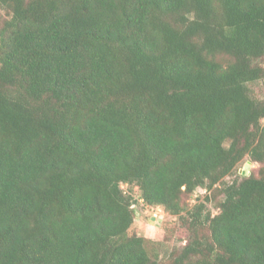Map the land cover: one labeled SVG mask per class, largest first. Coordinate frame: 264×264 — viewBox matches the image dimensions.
I'll return each instance as SVG.
<instances>
[{
  "label": "trees",
  "instance_id": "16d2710c",
  "mask_svg": "<svg viewBox=\"0 0 264 264\" xmlns=\"http://www.w3.org/2000/svg\"><path fill=\"white\" fill-rule=\"evenodd\" d=\"M0 10V264H264V0ZM138 200L188 218L165 260Z\"/></svg>",
  "mask_w": 264,
  "mask_h": 264
},
{
  "label": "rangeland",
  "instance_id": "374dc122",
  "mask_svg": "<svg viewBox=\"0 0 264 264\" xmlns=\"http://www.w3.org/2000/svg\"><path fill=\"white\" fill-rule=\"evenodd\" d=\"M2 15L3 12L0 10V19ZM248 86L252 95L258 98L264 96V81H256ZM246 164L248 165L244 172L246 175H249L251 172H257L259 164L246 158L237 168L235 175L244 174L240 170L244 169ZM233 178V175L229 176L226 178V181H231ZM122 187L127 189V185L125 184H122ZM202 192L203 190H195L192 196L187 198V201L189 203H194L196 201L195 198ZM207 193L211 197L209 207L211 212L215 213L218 210V203L223 195L219 191V186L216 190L213 189ZM132 194L136 198L139 197V191L136 186H133ZM133 210L135 212V217L131 231L137 232L148 239L146 247L152 257L165 260L172 249H177L179 245L185 242L188 222V218H186L185 215L180 218L169 215L164 212L160 206H149L139 200L134 204Z\"/></svg>",
  "mask_w": 264,
  "mask_h": 264
},
{
  "label": "water",
  "instance_id": "95a60500",
  "mask_svg": "<svg viewBox=\"0 0 264 264\" xmlns=\"http://www.w3.org/2000/svg\"><path fill=\"white\" fill-rule=\"evenodd\" d=\"M247 166H248V165L246 164L245 167H244V169H242V170H240V171L244 173V172H245V169H246Z\"/></svg>",
  "mask_w": 264,
  "mask_h": 264
}]
</instances>
